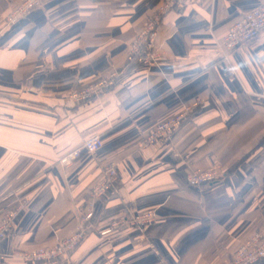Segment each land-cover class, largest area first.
I'll list each match as a JSON object with an SVG mask.
<instances>
[{
	"label": "crops",
	"instance_id": "1",
	"mask_svg": "<svg viewBox=\"0 0 264 264\" xmlns=\"http://www.w3.org/2000/svg\"><path fill=\"white\" fill-rule=\"evenodd\" d=\"M19 1L0 0V220L18 209L0 264H27L24 252L76 231L108 165L116 181L94 200L91 228L50 264H227L264 226V31L232 52L221 40L264 0H182L158 25L161 55L148 65L128 62L127 48L161 0H49L7 25ZM113 71L109 90L71 99ZM180 114L166 137L141 144ZM93 135L101 146L90 153ZM196 170L219 178L187 185ZM138 212L155 218L111 227Z\"/></svg>",
	"mask_w": 264,
	"mask_h": 264
},
{
	"label": "built area",
	"instance_id": "2",
	"mask_svg": "<svg viewBox=\"0 0 264 264\" xmlns=\"http://www.w3.org/2000/svg\"><path fill=\"white\" fill-rule=\"evenodd\" d=\"M49 0H20L13 4L6 16V24L14 25L16 22L28 15L31 11L41 7ZM182 3V0H161L159 8L152 13L143 27L136 34L127 48L126 58L128 62L143 64L155 63L161 55L160 50L155 46L157 28L164 15L170 10L176 8ZM264 31V2L244 13L240 19L235 21L227 30L221 40V45L229 52L235 51L249 41L255 39ZM118 79L117 72L113 71L102 77L98 82L76 90L71 93L73 101L81 103L89 99L100 96L104 91L112 88ZM192 108H185V113ZM184 114L177 115L160 124L148 134L141 142L143 146L155 144L161 138L166 137L171 130L182 120ZM101 146L99 135H93L86 139L82 147L90 153L95 152ZM79 149L68 154L61 161L64 164L70 163L78 154ZM116 170L114 166L108 165L103 168L102 179L97 182L88 194L87 212L80 217V225L76 231L66 238L57 240L55 244L42 247L35 250L24 252L20 257L27 264H50L61 257H68L83 241L86 233L91 228L90 220L93 215V202L96 198L111 192L116 181ZM219 178L216 170L200 171L196 170L186 176V183L189 186L200 188L212 184ZM18 209L14 210L0 220V241L12 226V221L17 214ZM155 218L153 212L136 213L129 218L118 219L111 224L112 228H117L123 224H129L142 228ZM264 259V226L257 231L248 240L243 242L233 257L227 264H257Z\"/></svg>",
	"mask_w": 264,
	"mask_h": 264
},
{
	"label": "clouds",
	"instance_id": "3",
	"mask_svg": "<svg viewBox=\"0 0 264 264\" xmlns=\"http://www.w3.org/2000/svg\"><path fill=\"white\" fill-rule=\"evenodd\" d=\"M207 194H209V195H210V194H211V193H210V191H209Z\"/></svg>",
	"mask_w": 264,
	"mask_h": 264
}]
</instances>
